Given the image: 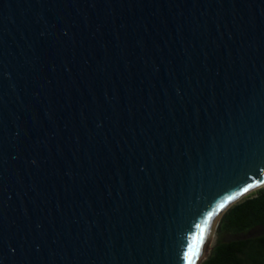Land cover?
I'll return each mask as SVG.
<instances>
[{
    "label": "water",
    "instance_id": "1",
    "mask_svg": "<svg viewBox=\"0 0 264 264\" xmlns=\"http://www.w3.org/2000/svg\"><path fill=\"white\" fill-rule=\"evenodd\" d=\"M258 186L264 0H0V264H200Z\"/></svg>",
    "mask_w": 264,
    "mask_h": 264
},
{
    "label": "trees",
    "instance_id": "2",
    "mask_svg": "<svg viewBox=\"0 0 264 264\" xmlns=\"http://www.w3.org/2000/svg\"><path fill=\"white\" fill-rule=\"evenodd\" d=\"M214 230L200 264H264V186L232 201Z\"/></svg>",
    "mask_w": 264,
    "mask_h": 264
},
{
    "label": "snow or ice",
    "instance_id": "3",
    "mask_svg": "<svg viewBox=\"0 0 264 264\" xmlns=\"http://www.w3.org/2000/svg\"><path fill=\"white\" fill-rule=\"evenodd\" d=\"M251 187H252V186L249 185V188H251ZM247 191H248L247 188L244 189V192H247ZM236 195L239 196L240 193H237ZM232 199H234V198H233V197H229V198H228V200H232ZM228 200H226V201H224V203L220 204V205H219V208H220V209L224 208L225 204L228 203ZM210 215H211V214H210ZM205 225H207V221H205ZM203 233H204V228H201V238L203 237ZM199 251H200V245L197 244V245H195L194 249L191 250V251L189 252V261H191L192 256L196 255Z\"/></svg>",
    "mask_w": 264,
    "mask_h": 264
},
{
    "label": "rangeland",
    "instance_id": "4",
    "mask_svg": "<svg viewBox=\"0 0 264 264\" xmlns=\"http://www.w3.org/2000/svg\"><path fill=\"white\" fill-rule=\"evenodd\" d=\"M215 229V228H214ZM214 237H215V231H214V233H213V235H212V237L207 241V243H206V252L203 254V258L205 257V255L208 253V251H209V249H210V247H211V243H212V240H214ZM202 260H204V259H202Z\"/></svg>",
    "mask_w": 264,
    "mask_h": 264
}]
</instances>
